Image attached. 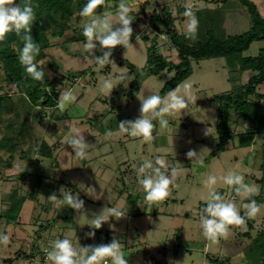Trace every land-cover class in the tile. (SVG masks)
Returning a JSON list of instances; mask_svg holds the SVG:
<instances>
[{"label":"rangeland","instance_id":"374dc122","mask_svg":"<svg viewBox=\"0 0 264 264\" xmlns=\"http://www.w3.org/2000/svg\"><path fill=\"white\" fill-rule=\"evenodd\" d=\"M106 1L96 12L111 15L115 26L118 0ZM251 1L264 17V0ZM126 2L131 8L133 31L130 44L112 49L110 59L114 64L99 66L93 56L99 57L103 53L99 49L92 53L84 48V25L95 17L82 18L78 11L64 37L52 38L51 31L47 33L50 47L40 66L53 88L43 89V97L37 105L18 92L17 83L11 82L5 63L0 60V98L7 99L0 101V177L15 172L18 175L16 181L0 182V190L5 185L8 191L3 203L0 197V234L9 237L6 245L0 244V264H7L3 260L9 257L14 258L11 264H29L27 255L34 249L37 251L38 246L50 250L56 239L68 238L77 247L99 246L102 231H109L112 240L121 241L128 264H149L148 256L156 258L160 264L164 261L166 264H209L208 255L220 252L225 256L221 264H264V256L256 259L254 251L248 250L256 235L264 230V193L258 183L263 177L260 166L264 159V135L257 137L256 143L250 147H240L238 141H234L226 151H218L220 135L214 101L216 95L233 90L236 91L235 97L238 96L241 85L247 83L254 73L240 75L233 72L221 58L195 61L193 74L178 86V94L184 95L189 104L185 110L187 114H166L167 127H161L154 120L156 127L150 140L121 134L118 130L119 122L140 117L138 92L141 91L145 98L160 94L174 77V73L168 72L159 75L144 73L148 45H152V39L157 35L152 17L160 15L163 18L166 12L171 14L176 20L178 34L186 35L187 18L182 15L186 6L193 10L225 7L229 13L235 10L244 25L242 30L247 29L249 23L246 14L234 6H224L223 0ZM233 20L228 19L227 26L233 27V32L239 31L236 20ZM160 36L158 47L172 60L180 61L172 46V38ZM258 48L259 44H254L248 55L257 54ZM135 71L140 74L136 76ZM106 76L112 77L117 85L111 93L102 90ZM133 84L136 90L139 89L131 96L129 92ZM51 88L58 92V98L55 105L49 107L46 100ZM66 89L73 90L77 100L61 112L56 105ZM259 91L264 95V85ZM259 103L264 106V99ZM232 120L238 121L235 116ZM237 127L238 133L244 131L243 126ZM106 130L113 134L105 136ZM80 134L89 144L88 156L83 160L74 157V150L68 145L72 136ZM190 150L200 154L204 167L193 166L188 160ZM157 156L165 161L162 170L171 175L174 168L176 175L168 197L153 204L151 211H146L136 169L145 159ZM8 165L15 166L16 170L6 171ZM229 171L242 174L245 183L258 186V193L237 196L223 184L222 177ZM208 175L217 177L216 190L227 199L234 198L241 214L246 211L243 204L249 200L259 197L256 202L261 205V211L254 218L247 219L246 225L230 226V231L215 242L203 236L199 223L208 196L205 184ZM10 183L18 185L12 187ZM79 184L93 186L97 193L103 191L104 196L93 200L78 187ZM62 187L79 195L84 201L82 210L76 211L67 204L48 199L53 193L62 198ZM21 195L33 198L25 202L18 222L7 224L6 212ZM105 206L118 207L127 215L119 220L110 218L100 229L91 228L89 220ZM51 221L55 223L40 230L41 225ZM90 232H95V236L89 237Z\"/></svg>","mask_w":264,"mask_h":264},{"label":"clouds","instance_id":"9594fccd","mask_svg":"<svg viewBox=\"0 0 264 264\" xmlns=\"http://www.w3.org/2000/svg\"><path fill=\"white\" fill-rule=\"evenodd\" d=\"M104 3V0H87L78 12L80 17H95L84 25L83 36L86 38L84 48L86 50L99 49L103 55L96 57V64L104 66L114 64L110 59L112 49L118 45L130 44L132 35L131 24L133 19L130 15L131 8L126 0H118L116 17L118 22L115 26L112 24V17L97 13L96 9ZM186 19V38L195 39L197 36L199 20L195 11L191 7H185L182 14ZM36 20V14L31 0H26L23 6L13 3V0H0V41H3L8 33L15 32L23 40V46L19 49L18 60L23 66L25 73L33 81H43L45 72L38 67L36 57L40 54V44L33 40L31 35L32 25ZM119 25V27H117ZM93 55V54H92ZM117 85L113 78L106 76L103 80L102 90L111 91ZM179 87L170 90L167 96L159 94H150L146 98L138 92L137 98L141 101L140 117L134 121H121L118 130L121 134H127L131 137H142L144 140L152 139V133L157 121L161 127H167L169 121L167 115L174 113H185L189 104L184 95H179ZM77 96L71 89H66L60 94L56 107L64 112L70 105L74 104ZM111 130H106L105 136H111ZM68 145L74 150V157L83 160L88 156L86 142L83 134L74 135L68 140ZM187 158L193 166L200 165L204 167V160L195 150L187 153ZM165 161L159 156L145 159L136 169L137 181L140 190L144 193V203L147 206L146 211L152 210V205L163 201L169 195L170 185L176 175V169L171 170V175L162 170ZM223 184L228 186L237 196L243 194L258 193L259 187L245 183L242 174L229 171L222 177ZM205 184L208 187V196L206 203L200 215V227L203 236L210 241L215 242L220 236L226 235L230 231V226L246 225L247 219L254 218L260 211L261 205L256 200H249L243 204L246 210L241 214L237 207L235 199H227L216 190L217 177L208 175ZM78 187L93 200H100L104 192L97 193L93 186L79 184ZM62 198H58L55 193L48 199L57 201L60 204H67L69 208L76 211L84 208V201L79 195H74L65 188L60 189ZM127 213L115 206L103 207L99 213L93 214L90 219V225L93 229H100L110 218L117 220L125 217ZM119 218V219H118ZM95 232H90L89 237H94ZM8 235L0 234V244L8 243ZM46 264H128L123 251L121 241L114 238L109 244L99 246H74L68 238L56 239L50 250H46Z\"/></svg>","mask_w":264,"mask_h":264},{"label":"trees","instance_id":"16d2710c","mask_svg":"<svg viewBox=\"0 0 264 264\" xmlns=\"http://www.w3.org/2000/svg\"><path fill=\"white\" fill-rule=\"evenodd\" d=\"M105 1L106 4L107 1ZM13 2L23 6L26 0H13ZM223 2L224 6L228 8L234 6L246 14L249 20L247 29H241L244 25H241L240 14H236L235 10L229 13L225 7L196 9L194 11L199 20V26L197 36L193 40L186 38V35L178 34L176 20L171 14L166 12L163 18L155 15L152 17V24L157 35L152 39V45H148V59L145 67L149 75H159L162 72L174 73V77L161 90L159 95L162 97L167 96L170 90L178 87L193 74V62L195 61L221 58L224 59L226 67L233 72L240 75L246 72L254 73L247 83L241 85L237 98L235 90L214 97L218 110L217 131L220 135L217 150L222 152L226 151L234 141H238L240 147H250L256 143L257 137L264 135V106L259 103L264 99V95L259 91V87L264 85V17L251 0H223ZM31 3L36 14L31 35L41 47L40 54L36 57L38 67H41L40 62L45 57V51L50 47L47 33L51 31L52 38L64 37L66 31L69 30V23L81 9V5L87 3V0H31ZM231 18L234 19L233 21L236 20L239 31L233 32V27L227 26L226 21ZM160 35L172 38V46L176 49L180 61L172 60L158 47V36L161 38ZM5 38V41L0 43V60L6 65L11 82L17 83L18 92L23 96H28V99L37 105L43 97V89L53 88L51 81L46 74L43 81L31 80L18 60L23 40L15 32L8 33ZM145 41L149 43L148 38H145ZM254 44H259L258 52L250 56L248 53ZM131 68L134 70V67ZM134 82L138 85L137 80ZM52 88L46 100L49 107L54 106L58 98V92ZM134 88L133 84L129 92L131 96L139 89ZM2 100L7 99L0 98V101ZM233 116L238 119L237 122H233ZM237 126H243L244 131L238 133ZM260 168L263 177L258 180V183L261 184L264 193V159ZM67 186L72 187L71 184ZM31 198L33 197L21 195L16 202L11 204L6 212L7 224L18 222L25 202ZM259 199L258 197L256 200ZM54 223V221L45 223L41 225L40 230L48 229V226ZM102 232L104 233L102 244H109L112 240L111 233ZM247 236L250 237L248 234ZM248 248L249 251H254V258L259 259L264 256V230L256 235ZM43 251L44 249L38 246L37 251L34 249L33 253L27 255L29 264L40 262Z\"/></svg>","mask_w":264,"mask_h":264},{"label":"crops","instance_id":"0c3cea01","mask_svg":"<svg viewBox=\"0 0 264 264\" xmlns=\"http://www.w3.org/2000/svg\"><path fill=\"white\" fill-rule=\"evenodd\" d=\"M2 138V137H1ZM6 169V171H8V172H11L12 171V169H14V170H16V167L15 166H12V165H8V166H6L5 167ZM6 174V173H5ZM16 176H18L17 175V173L15 172L14 174H9V175H2L1 177H0V182L2 181L3 183L5 182V180L6 181H16ZM9 183V182H8ZM11 184V183H10ZM16 186L18 185V184H15ZM13 183L11 184V186L12 187H14L15 186ZM1 192H0V197H1V199L3 200V201H1L2 203L4 202V197L6 196V194H7V192H6V190H5V185H2V187H1V190H0ZM11 191V190H10ZM9 209V208H8ZM210 255H208V260H207V262L209 263V264H221V261H224V258H225V256L224 255H222L221 254V252L220 253H215V254H212L210 257H209ZM6 259H12V261L10 262V263H8V262H5V260ZM13 260H14V258H12V257H9V258H5L4 260H3V263H7V264H11L12 262H13ZM162 264H166V262L164 261Z\"/></svg>","mask_w":264,"mask_h":264},{"label":"built area","instance_id":"2783aa9c","mask_svg":"<svg viewBox=\"0 0 264 264\" xmlns=\"http://www.w3.org/2000/svg\"><path fill=\"white\" fill-rule=\"evenodd\" d=\"M163 39L166 38L165 36L162 37ZM46 250H49L47 247L44 248V251H43V257L42 259L40 260V262H38L37 264H46V255H47V252ZM158 258V257H157ZM148 263L149 264H160V262L158 260H156V258H152V256H148V259H147Z\"/></svg>","mask_w":264,"mask_h":264},{"label":"water","instance_id":"95a60500","mask_svg":"<svg viewBox=\"0 0 264 264\" xmlns=\"http://www.w3.org/2000/svg\"><path fill=\"white\" fill-rule=\"evenodd\" d=\"M135 73H136V76H138L140 74L139 71H135ZM144 73L148 75V72L147 71H145ZM11 261H12V259H6L5 260V262H8V263H10Z\"/></svg>","mask_w":264,"mask_h":264}]
</instances>
